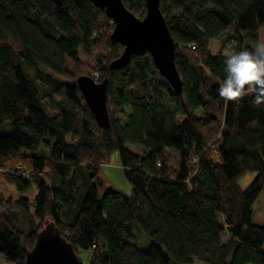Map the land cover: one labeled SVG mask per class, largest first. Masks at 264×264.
<instances>
[{
  "label": "trees",
  "instance_id": "1",
  "mask_svg": "<svg viewBox=\"0 0 264 264\" xmlns=\"http://www.w3.org/2000/svg\"><path fill=\"white\" fill-rule=\"evenodd\" d=\"M123 1L145 17V0ZM161 10L176 42L182 94L150 54L110 67L123 47L93 0H0V175L19 196L0 193V254L8 264H25L47 222L78 255L90 251L89 264H170L157 248L136 244L138 228L173 264H264V224H254L252 211L264 193V104L251 93L238 101L218 95L225 47L210 48L233 26L256 39L264 0H161ZM253 47L239 34L233 49ZM82 50L101 55L96 72L82 75L109 78L108 129L97 125L79 76L62 80ZM115 151L133 186L129 197L100 193V169ZM248 173L258 175L243 190Z\"/></svg>",
  "mask_w": 264,
  "mask_h": 264
},
{
  "label": "water",
  "instance_id": "2",
  "mask_svg": "<svg viewBox=\"0 0 264 264\" xmlns=\"http://www.w3.org/2000/svg\"><path fill=\"white\" fill-rule=\"evenodd\" d=\"M146 15L140 19L123 0H93L105 10L114 23L111 39L123 47L119 58L110 67H127L133 57L150 54L161 76L177 94L184 91V82L176 65V42L161 10V0H145ZM1 34V26H0ZM77 86L100 128L108 129L111 118L108 108L109 78L97 82L89 75L77 78ZM25 264H82L75 247L61 234L53 222H47L38 234L34 248L27 253Z\"/></svg>",
  "mask_w": 264,
  "mask_h": 264
},
{
  "label": "rangeland",
  "instance_id": "3",
  "mask_svg": "<svg viewBox=\"0 0 264 264\" xmlns=\"http://www.w3.org/2000/svg\"><path fill=\"white\" fill-rule=\"evenodd\" d=\"M241 35L245 39L247 43L255 46V44L259 41H264V27L260 29L258 37L255 39L251 35L241 31L237 26H233L230 28L221 40L212 41L211 43V51L216 54L221 49L225 50V54L229 51V49H233L235 44L237 43V36ZM81 62L78 65H70L68 67L71 70V74L67 78H62V80H73L78 76H82V74H93L96 72V66L98 64V60L101 58L99 52H94L92 54H88L84 50L81 51ZM103 56V55H102ZM105 60V59H103ZM106 63V61H104ZM112 63V62H111ZM73 75H76L73 77ZM41 85H44V82H41ZM123 122L125 121L122 118ZM127 148L131 150L135 154L143 155L144 149L142 147L131 146L128 145ZM197 156H192V161H196ZM257 173H248L244 177L239 180V185L243 190H246L251 183L256 179ZM100 178L104 181V189L100 190V193L103 194L105 190L112 189L119 191L123 195L129 197L132 195L133 186L130 180L126 176V172L121 164V156L119 151H115L107 164L102 165L100 169ZM0 193L3 196L11 197L13 200L19 198L17 190L14 186L9 184L4 178L0 175ZM35 191H31L26 196L29 197L32 201L36 196ZM253 221L256 225H263L264 224V193L260 195L258 200L256 201L253 209ZM136 236V244L144 250H149L153 247L157 248L164 256V258L170 263L173 264L171 261L169 254L167 253L166 249L155 243L143 230L140 228L137 229L135 232ZM229 240L228 233H224L222 235V241L225 243ZM79 257L81 259L82 264H89L91 258L90 251L80 250ZM0 264H8L2 254H0ZM194 264H206L200 260H195Z\"/></svg>",
  "mask_w": 264,
  "mask_h": 264
},
{
  "label": "clouds",
  "instance_id": "4",
  "mask_svg": "<svg viewBox=\"0 0 264 264\" xmlns=\"http://www.w3.org/2000/svg\"><path fill=\"white\" fill-rule=\"evenodd\" d=\"M225 73L218 95L225 101H238L252 95V102L264 104V41L253 48L229 49L223 60Z\"/></svg>",
  "mask_w": 264,
  "mask_h": 264
}]
</instances>
